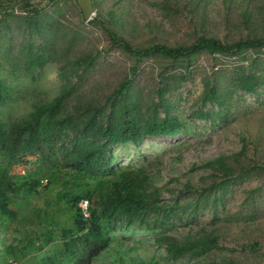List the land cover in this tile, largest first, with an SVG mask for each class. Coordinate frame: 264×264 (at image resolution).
<instances>
[{
    "label": "trees",
    "instance_id": "obj_1",
    "mask_svg": "<svg viewBox=\"0 0 264 264\" xmlns=\"http://www.w3.org/2000/svg\"><path fill=\"white\" fill-rule=\"evenodd\" d=\"M91 1L95 16L85 20L74 0H0V61L33 81L47 64L61 73L54 101L37 99L29 117L0 120V233L19 235L14 243L0 238V264H89L114 232L132 227L149 232L173 260L203 252L214 238L180 242L165 227L197 224L204 211L217 218L232 188L248 180L255 184L244 191L240 215L253 220L264 201V166L250 163L245 141L237 152L194 167L209 170L207 186L179 191L155 183L149 167L156 158L117 160L121 150L135 149L147 137L196 135L190 124L200 127L197 120L208 128L227 123L240 99L264 92V38L222 42L197 34L172 45L130 42L118 33V13L102 12L101 0ZM199 1L151 6L171 20L197 13ZM95 28L104 34L105 48L92 42ZM111 52L128 62L113 79L103 78ZM232 57L235 62H224ZM195 79L199 88L181 109L179 88ZM13 99L0 81V105ZM15 166L23 172H12ZM44 186L56 188L47 202L37 190Z\"/></svg>",
    "mask_w": 264,
    "mask_h": 264
},
{
    "label": "rangeland",
    "instance_id": "obj_2",
    "mask_svg": "<svg viewBox=\"0 0 264 264\" xmlns=\"http://www.w3.org/2000/svg\"><path fill=\"white\" fill-rule=\"evenodd\" d=\"M29 1L40 3L43 0ZM155 1L158 0H101L99 5L102 12L112 8L118 13V33L130 42L152 40L172 45L188 42L197 34L215 37L222 42L254 36L264 38V0H200L197 13L184 11L178 19L171 20L163 19L159 11L151 6ZM242 12H246L247 17L244 18ZM94 16L95 13L91 18ZM91 40L100 48L106 47L107 41L101 29L95 28ZM110 55L106 60L112 62V66L100 74L103 78L113 79L119 66L128 60L117 52H111ZM235 61L234 57L224 59L226 63ZM199 62L207 65L209 60L202 58ZM46 66L47 76L44 75ZM46 66L37 78L38 82L33 85L36 100L51 97V81L48 77L55 67L53 64ZM102 77L99 78L103 80ZM197 82L198 79L186 81L179 88L181 109L195 96L199 88ZM13 95L15 98L14 92ZM8 102L0 105V120L3 122L18 118L12 109L5 108ZM235 110L227 123L214 128H208L202 120H197L200 127L190 124L191 131L198 132L196 135L147 137L138 149L129 147L121 150L117 160H140L142 155L156 158L157 161L151 159L149 167L155 183L175 191L187 189L186 186H207L212 182L211 178L206 177L209 170L194 167L216 156L237 152L242 141L247 144L246 156L250 163L264 166V92L260 95H245ZM174 144L178 145L171 148ZM12 172L21 174L23 170L21 166H15ZM254 184L255 179H252L234 186L227 196L225 207L218 209L215 219L204 211L197 224L164 228L167 235L180 242L214 238V243L207 244L203 252L172 260L162 245L154 243L149 232L132 227L114 232L108 246L89 264H264V201L257 205L258 215L253 220H246L240 215L244 191ZM37 190L40 199L47 202L53 197L56 188L44 186L37 187ZM163 196H170L166 189L163 190ZM3 236L6 243H14L19 235L10 231L6 235L0 233V238Z\"/></svg>",
    "mask_w": 264,
    "mask_h": 264
},
{
    "label": "clouds",
    "instance_id": "obj_3",
    "mask_svg": "<svg viewBox=\"0 0 264 264\" xmlns=\"http://www.w3.org/2000/svg\"><path fill=\"white\" fill-rule=\"evenodd\" d=\"M3 65L0 68V81L9 87L15 94L13 101L5 105L6 109H12L14 114L19 118H27L31 112L34 111L33 105L37 103L35 96V89L33 85L38 81H33L30 76L24 74L22 71L15 73L11 70V65L5 60L0 61ZM45 76H47V66L45 67ZM61 73L59 66H55L54 71L50 77L51 81V97L52 101L59 95L61 89Z\"/></svg>",
    "mask_w": 264,
    "mask_h": 264
},
{
    "label": "water",
    "instance_id": "obj_4",
    "mask_svg": "<svg viewBox=\"0 0 264 264\" xmlns=\"http://www.w3.org/2000/svg\"><path fill=\"white\" fill-rule=\"evenodd\" d=\"M78 6L83 19L88 20L94 13V7L91 0H74Z\"/></svg>",
    "mask_w": 264,
    "mask_h": 264
},
{
    "label": "built area",
    "instance_id": "obj_5",
    "mask_svg": "<svg viewBox=\"0 0 264 264\" xmlns=\"http://www.w3.org/2000/svg\"><path fill=\"white\" fill-rule=\"evenodd\" d=\"M80 209H81V212H82V215L84 217H86L88 215V212H87V202L85 200H81L79 203H78ZM9 264H17L15 262H10Z\"/></svg>",
    "mask_w": 264,
    "mask_h": 264
}]
</instances>
